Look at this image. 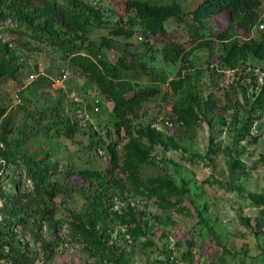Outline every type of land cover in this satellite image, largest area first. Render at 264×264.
<instances>
[{
  "label": "rangeland",
  "instance_id": "obj_1",
  "mask_svg": "<svg viewBox=\"0 0 264 264\" xmlns=\"http://www.w3.org/2000/svg\"><path fill=\"white\" fill-rule=\"evenodd\" d=\"M82 1L98 11L100 19L88 25L83 50L97 60L127 59L128 78L159 87L158 94L142 101L134 124L162 131L166 142L141 136L149 163L131 181L117 169L115 177L123 175V186L104 185L100 199L95 194L104 184L101 178L66 175L98 169L108 177L111 153L90 145L87 133L73 139L58 134L47 127L54 120L68 117L107 142L111 130L121 156L129 137L124 127L118 129L114 103L99 86L56 45L29 35L28 24L38 26L44 17L33 20L22 7L16 12L20 0H0V12L9 15L0 19V43H8L24 63L16 79L0 81V251L9 241L37 264H105L74 236L69 223L88 212L124 264H264V204L252 198L264 196V59L249 53L234 68L223 60L227 45L264 41V0L254 12L205 17L193 13L203 0H146L182 7L184 21L171 17L162 32H152L136 20L127 10L128 0ZM120 23L133 27L134 35H112L110 28ZM58 28L62 34L66 30L60 20ZM169 41L191 52V64L168 57ZM63 69L67 75L58 83ZM183 76L201 97V119L193 127L172 112V82ZM18 145L39 160L59 165L57 179L64 192L49 206L39 198L32 200L26 212L14 218L7 215L2 195L30 193L33 188L20 157L15 162L1 157ZM158 176L179 187L176 206H162L151 194L147 178ZM7 219L14 222L9 227ZM134 220L143 224L145 234L133 232ZM43 243L54 248L55 257L49 261Z\"/></svg>",
  "mask_w": 264,
  "mask_h": 264
},
{
  "label": "trees",
  "instance_id": "obj_2",
  "mask_svg": "<svg viewBox=\"0 0 264 264\" xmlns=\"http://www.w3.org/2000/svg\"><path fill=\"white\" fill-rule=\"evenodd\" d=\"M39 1L42 3L41 6L34 3L33 0H20L19 6L16 7V12L20 11V7L24 8L26 15L31 16L33 20L36 17H44L38 26L28 24L26 30L30 31L29 35L39 42H49L56 45L73 65L87 74L99 86L102 93L114 103L118 129L124 127L129 137L121 156L118 143L111 139V130H108L110 140L107 142L98 132L86 131L77 121L68 117L62 118L60 121L54 120V123L47 125V127L50 126V128L55 129L58 134L70 139L75 138L80 132L87 133L90 136V145L101 146L110 151L111 159L106 169L107 174H109H106L108 177L105 176V171L98 169H85L78 171V173L67 171L65 173L68 176L77 174L84 178H101L104 184L98 185L99 190L95 194V197L100 199L104 190L107 189V187H103L104 185L108 187L123 186V175L118 172V177H115L117 169L121 168L122 172L128 173L125 180L131 181L132 177L140 173L142 165L149 163V152L140 142L141 136H146L153 141L166 142L162 138V131L134 124L135 118L139 115L142 101L155 96L160 92V89L154 84L142 85L140 82L128 78L125 74V70L130 68L127 59H119L117 63L97 60L89 51L83 50L85 49L84 43L88 40V25L100 23L98 11L89 7L82 0ZM262 4V0H203L193 13L196 16L202 15V17L224 11L250 13L259 9ZM127 10L134 12L135 19H140L148 25L152 32L165 31L164 23L171 17L180 22L184 21L183 9L178 3L154 4L146 0H128ZM8 16L6 12H0V19L8 18ZM58 19L66 28L63 34L59 31ZM132 28L120 23L113 25L110 28V33L116 36L131 37L135 33ZM106 44L110 46L109 42ZM168 46L171 49V53L168 55L171 60L181 59L191 64L189 58L191 52L182 43L169 41ZM226 48L223 60L227 61L233 68L236 67L242 57L249 53H254L264 59V41L248 39L243 43L227 45ZM23 66L24 63L19 60V56L9 47L8 43H0V81L7 78L16 79ZM190 84L191 81H187L183 76L181 80H174L171 86L174 97L171 105L172 112L177 120L186 127H193L201 119L198 110L201 97L193 93ZM42 114L46 113L42 112ZM52 116L55 117V115ZM1 157L6 162H15L16 158L20 157L23 160L20 164L25 168L28 178L33 181V188L30 193H20L17 190L14 193L2 195L5 198L7 215L20 218L32 200L39 198L45 202V206L46 204L49 206V204H53V200L59 194L64 192L60 180L57 179V176L62 172L58 168V164L39 160L26 150L21 149L20 145L11 151L1 152ZM147 180L150 184L151 194L153 193L159 198L162 206H165V203L176 206L181 200L178 197L180 189L172 179L158 176L149 177ZM252 198L257 204H264L263 195L254 194ZM134 222L136 226L133 232L140 235L145 234L143 224L139 220H134ZM13 223L7 219L8 227ZM69 223L73 228L74 236L79 238V241L83 242L94 255L105 261V264H124L114 247L103 239V235L99 234L95 216L88 212L78 214ZM6 246L8 249L4 250ZM2 247L4 249L0 251V264H37L34 257L9 241H5ZM42 248L46 260L49 261L55 257L54 248L50 244L43 243Z\"/></svg>",
  "mask_w": 264,
  "mask_h": 264
},
{
  "label": "built area",
  "instance_id": "obj_3",
  "mask_svg": "<svg viewBox=\"0 0 264 264\" xmlns=\"http://www.w3.org/2000/svg\"><path fill=\"white\" fill-rule=\"evenodd\" d=\"M260 27H261V28H264V24H261ZM139 38L142 39L143 37H142V36H139ZM66 75H67V71H66L65 69H63L62 74L56 79V82H58V83L63 82V81L65 80ZM35 77H36V74H34V73H32V74L30 75V78H31L32 80L35 79Z\"/></svg>",
  "mask_w": 264,
  "mask_h": 264
}]
</instances>
